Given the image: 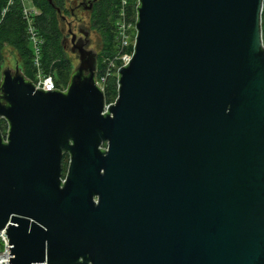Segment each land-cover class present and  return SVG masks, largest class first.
<instances>
[{
	"label": "water",
	"instance_id": "1",
	"mask_svg": "<svg viewBox=\"0 0 264 264\" xmlns=\"http://www.w3.org/2000/svg\"><path fill=\"white\" fill-rule=\"evenodd\" d=\"M263 5L138 0L105 114L84 44L65 91L1 72L9 264H264Z\"/></svg>",
	"mask_w": 264,
	"mask_h": 264
},
{
	"label": "trees",
	"instance_id": "2",
	"mask_svg": "<svg viewBox=\"0 0 264 264\" xmlns=\"http://www.w3.org/2000/svg\"><path fill=\"white\" fill-rule=\"evenodd\" d=\"M125 2V3H123ZM138 0H96L90 13L91 29L102 38V49L97 57L95 78L105 77L104 101L112 103L118 94L117 69L121 62L118 25L124 20L135 25ZM25 9H32L31 25L39 41V63L44 74H51L57 87L68 85L67 73L70 65L64 54L63 36L59 28V14L66 13L65 0H0V80L4 63V50L9 47L22 63V74L32 79L36 74L33 64L32 44L28 35L29 24L24 16ZM35 10V11H33ZM123 14V18L122 15ZM262 39L264 45V5L262 11ZM131 47L124 52L131 53ZM6 125L0 120V130ZM68 157L63 159V173L67 169Z\"/></svg>",
	"mask_w": 264,
	"mask_h": 264
},
{
	"label": "rangeland",
	"instance_id": "3",
	"mask_svg": "<svg viewBox=\"0 0 264 264\" xmlns=\"http://www.w3.org/2000/svg\"><path fill=\"white\" fill-rule=\"evenodd\" d=\"M95 0H65V9L66 13L59 14V28L62 32L63 40V48L66 59L69 61V71L67 73V80L69 81L72 73L78 66L77 54H73L70 51V46L65 48V44L63 43L65 38L70 40L68 33H73L76 37L83 36L81 31H84L88 36L86 37L87 42V50L92 51L98 57L101 49H102V38L100 34L91 29L90 24V11L89 6ZM35 11V10H33ZM83 38V37H82ZM4 63L2 65L1 72L3 70L10 69L11 71H15L18 69L22 73V63L18 59L16 53L9 47H7L4 52ZM97 66V62H96Z\"/></svg>",
	"mask_w": 264,
	"mask_h": 264
},
{
	"label": "built area",
	"instance_id": "4",
	"mask_svg": "<svg viewBox=\"0 0 264 264\" xmlns=\"http://www.w3.org/2000/svg\"><path fill=\"white\" fill-rule=\"evenodd\" d=\"M22 2H26V0H22ZM125 3V2H123ZM32 13V9H25L24 10V16L28 21V35L32 44V50H33V64L36 68V74L32 79H29V81L33 84L34 88H41L42 90H45L47 88H55L59 91H65L66 88L64 87H57L55 84V80L51 74H44L43 71L40 69V63H39V50H40V41L32 28L31 25V18L30 15ZM122 18H123V14ZM137 20V19H136ZM118 35L117 39L119 41V47L123 52H120L118 59L121 62L120 67L117 69V71L125 67L129 64L132 54H133V47L135 43V25L127 24L124 20H122L118 25ZM131 47V53L124 52L127 51ZM95 83L97 87L104 93V84H105V77H99L95 78ZM117 88H118V74H117ZM115 102V101H114ZM112 103H105L103 114L107 112L106 108L109 105L114 104ZM6 125V124H5ZM7 131V127L2 132L5 134ZM9 239L7 238L6 229L0 230V264H9L10 263V249L8 245Z\"/></svg>",
	"mask_w": 264,
	"mask_h": 264
},
{
	"label": "flooded vegetation",
	"instance_id": "5",
	"mask_svg": "<svg viewBox=\"0 0 264 264\" xmlns=\"http://www.w3.org/2000/svg\"><path fill=\"white\" fill-rule=\"evenodd\" d=\"M92 4L93 3H91L90 6ZM80 33H82L83 36L81 35L79 37H76L73 33L69 32L68 33V36L70 37V40L68 41V38H65L64 41H63V43L65 44V48H67L68 46H70V51H71L72 48L76 49V45L84 44L85 49H87V44H86L87 40H86V37H85V34L86 33L84 31H81ZM73 36H75L74 37V40H73ZM72 40H73V42H72ZM75 54H77V52H75ZM67 163H68V161H67Z\"/></svg>",
	"mask_w": 264,
	"mask_h": 264
}]
</instances>
